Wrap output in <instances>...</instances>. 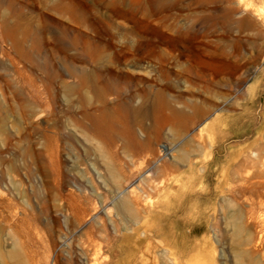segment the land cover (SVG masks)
<instances>
[{
  "label": "rangeland",
  "instance_id": "374dc122",
  "mask_svg": "<svg viewBox=\"0 0 264 264\" xmlns=\"http://www.w3.org/2000/svg\"><path fill=\"white\" fill-rule=\"evenodd\" d=\"M0 264H264V0H0Z\"/></svg>",
  "mask_w": 264,
  "mask_h": 264
},
{
  "label": "bare ground",
  "instance_id": "6f19581e",
  "mask_svg": "<svg viewBox=\"0 0 264 264\" xmlns=\"http://www.w3.org/2000/svg\"><path fill=\"white\" fill-rule=\"evenodd\" d=\"M169 41V40H168ZM172 50L174 51V52H177L178 53V56H184V53H183V51H181V49L177 46V45H174V43L172 42ZM112 58V57H111ZM229 66V65H228ZM217 68V70H216V74L217 75H222V74H226L227 72H228V69H225V70H223V69H220V67L218 66V67H216ZM229 74V76L231 75L230 73H227L226 75H228ZM256 154V153H255Z\"/></svg>",
  "mask_w": 264,
  "mask_h": 264
}]
</instances>
